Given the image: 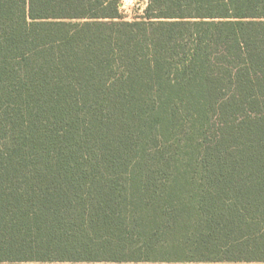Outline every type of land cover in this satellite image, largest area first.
<instances>
[{
    "label": "trees",
    "instance_id": "obj_1",
    "mask_svg": "<svg viewBox=\"0 0 264 264\" xmlns=\"http://www.w3.org/2000/svg\"><path fill=\"white\" fill-rule=\"evenodd\" d=\"M0 0V264L264 261V0Z\"/></svg>",
    "mask_w": 264,
    "mask_h": 264
},
{
    "label": "crops",
    "instance_id": "obj_2",
    "mask_svg": "<svg viewBox=\"0 0 264 264\" xmlns=\"http://www.w3.org/2000/svg\"><path fill=\"white\" fill-rule=\"evenodd\" d=\"M32 264H264V261H35Z\"/></svg>",
    "mask_w": 264,
    "mask_h": 264
},
{
    "label": "rangeland",
    "instance_id": "obj_3",
    "mask_svg": "<svg viewBox=\"0 0 264 264\" xmlns=\"http://www.w3.org/2000/svg\"><path fill=\"white\" fill-rule=\"evenodd\" d=\"M150 0H120V13L125 20L140 19L148 7Z\"/></svg>",
    "mask_w": 264,
    "mask_h": 264
}]
</instances>
